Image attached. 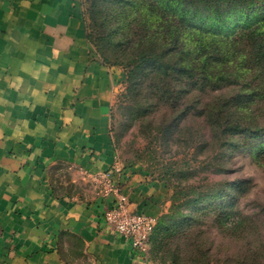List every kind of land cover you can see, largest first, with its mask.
I'll return each mask as SVG.
<instances>
[{
  "label": "crops",
  "instance_id": "1",
  "mask_svg": "<svg viewBox=\"0 0 264 264\" xmlns=\"http://www.w3.org/2000/svg\"><path fill=\"white\" fill-rule=\"evenodd\" d=\"M123 82L95 53L82 0H0V264H154L107 226L96 181L108 174L132 213L158 220L169 203L118 163Z\"/></svg>",
  "mask_w": 264,
  "mask_h": 264
},
{
  "label": "trees",
  "instance_id": "2",
  "mask_svg": "<svg viewBox=\"0 0 264 264\" xmlns=\"http://www.w3.org/2000/svg\"><path fill=\"white\" fill-rule=\"evenodd\" d=\"M86 1L89 41L106 65L127 72L124 102L158 101L181 121L203 119L220 147L264 132L257 122L264 108V0ZM219 185L173 187L178 221L154 242L164 258L184 244L193 264L211 263L201 260L202 235L194 232L201 214L220 208L215 200L234 210L251 189L249 181Z\"/></svg>",
  "mask_w": 264,
  "mask_h": 264
},
{
  "label": "rangeland",
  "instance_id": "3",
  "mask_svg": "<svg viewBox=\"0 0 264 264\" xmlns=\"http://www.w3.org/2000/svg\"><path fill=\"white\" fill-rule=\"evenodd\" d=\"M82 5L87 27L92 31L89 3L82 0ZM92 46L103 61L97 46ZM111 67L124 74L111 111L118 163L142 174L145 180L162 183L169 194L168 206L158 218L145 258L154 264L195 263L184 244H179L180 249L172 248L166 258L154 244L158 237H168L178 221L171 213L173 187L200 189L219 183L225 188L237 181H249L250 191L239 198L234 210L225 207L229 201H213L221 207L201 214L203 218L194 232L202 235L201 260L206 256L210 264H264V132L229 138L227 145L220 147L203 119L190 116L181 121L173 108L158 101L124 102L127 72L121 66ZM257 122L264 125V108L258 111ZM68 189L73 191L75 187L68 185ZM229 214L236 216L227 217Z\"/></svg>",
  "mask_w": 264,
  "mask_h": 264
},
{
  "label": "built area",
  "instance_id": "4",
  "mask_svg": "<svg viewBox=\"0 0 264 264\" xmlns=\"http://www.w3.org/2000/svg\"><path fill=\"white\" fill-rule=\"evenodd\" d=\"M96 181L100 185L102 196L113 200V206L104 213L107 226L120 237L131 241L138 256H146L158 220L144 213H132L121 186L115 183L108 174L97 176Z\"/></svg>",
  "mask_w": 264,
  "mask_h": 264
}]
</instances>
